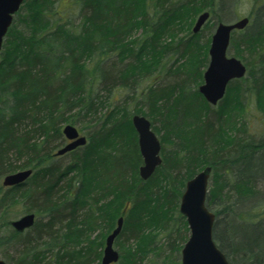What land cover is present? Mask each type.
<instances>
[{"label":"trees","instance_id":"trees-1","mask_svg":"<svg viewBox=\"0 0 264 264\" xmlns=\"http://www.w3.org/2000/svg\"><path fill=\"white\" fill-rule=\"evenodd\" d=\"M57 1L24 0L0 51V231H6L0 248H7L6 260L100 264L105 237L123 217L114 264H180L188 238L180 198L186 181L210 166L206 205L215 215L216 245L231 264H264V139L248 136L244 121L235 120L246 79L264 116V4L254 28L231 40L237 57L258 55L263 68L231 81L212 106L198 91L210 37L190 31L203 11L220 22L216 8L227 0H71L81 11L78 20L58 11ZM191 56L193 64L186 62ZM167 58L174 64L168 67ZM155 71L169 80L140 89ZM133 113L148 117L161 143L162 162L146 180L138 173ZM65 124L91 130L84 146L67 152L72 160L58 166L53 156L66 143ZM28 168L33 172L24 183L1 184L6 174ZM15 205L35 214L32 239L11 227Z\"/></svg>","mask_w":264,"mask_h":264},{"label":"water","instance_id":"water-1","mask_svg":"<svg viewBox=\"0 0 264 264\" xmlns=\"http://www.w3.org/2000/svg\"><path fill=\"white\" fill-rule=\"evenodd\" d=\"M24 0H0V51L5 34L10 27L14 14ZM209 11L201 12L192 27V33H197L209 20ZM249 19L242 17L233 23L219 22L216 24L208 49L209 61L203 73V83L198 90L210 105H216L224 96L230 80L241 78L246 67L241 60L227 55V48L232 30L243 29ZM132 125L137 133V144L142 164L138 168L139 177L148 179L161 164V143L151 128L150 121L143 115L133 114ZM62 133L68 141L61 146L55 155H62L79 146H84L87 139L80 135L79 130L71 124L62 127ZM211 167L206 166L186 181L180 198L179 211L185 217L189 229V236L180 251V264H231L224 253L218 248L213 239V225L215 215L206 205L208 181ZM32 174V169L18 170L6 174L2 178V185L11 187L19 185ZM34 213H26L15 220H11L12 228L18 232L33 226ZM123 217H119L116 226L106 236L102 252L101 264L116 263L119 252L114 248V241L122 228ZM0 264H7L0 259Z\"/></svg>","mask_w":264,"mask_h":264},{"label":"rangeland","instance_id":"rangeland-1","mask_svg":"<svg viewBox=\"0 0 264 264\" xmlns=\"http://www.w3.org/2000/svg\"><path fill=\"white\" fill-rule=\"evenodd\" d=\"M172 1L174 2L175 0H172ZM263 4H264V0H227V3L225 4V6H223L222 8L221 7L216 8V13L221 17V21L220 22H225V23H232V22H235V21H237L238 19H240L242 17H249L250 18V22H249L248 26L243 28V32L244 31L249 32L250 30H252V28H254L253 27L254 26L253 25V20L259 14V12H260L259 8ZM56 8H57L58 11L64 12L65 15L67 14L69 16H72V18H74L76 20H78L79 13L81 12L79 7H78V5L74 4L71 0H58L57 3H56ZM259 19L263 20L264 16L260 15ZM217 23H218V21H217L216 16L211 14L210 19L202 26V28L198 32L199 39H206V37H210L211 38V35L214 32V29H215V26H216ZM17 25L19 27H21L19 22H18ZM193 25H194V23H193ZM193 25H192V27H193ZM192 27H191L190 33H192ZM241 31L242 30H238L237 32L233 31L231 33L230 45L228 47L227 54H228V56H235L236 58L241 60L243 63H244L245 60H247L248 64L250 65V68H248V70L246 69V72L244 74L245 75L244 77H247L249 75V72H252L254 70L257 71V70H260V69L263 68V66H262V58L260 56H258V55H250L246 51H242L241 52L245 60H243L240 57H237L235 55V51L232 48L231 40L233 38L237 39L238 37H240V35L242 33ZM182 34L184 35V33H182ZM182 34H180V35H182ZM112 59H114V58H112ZM260 61H261V63H260ZM186 62H190L189 64L195 63L196 62L195 61V56H191ZM186 62L184 64H188ZM167 63L169 64L168 67L171 66L170 64H174V58H167L166 59V64ZM206 66H207V64H206ZM205 68H204V70H205ZM167 76L168 75H166L164 72L155 71L153 74H151V76L146 77V78H144L141 81V84H140L139 88L142 89V88H144V87H146L147 85H150V84L160 85L162 83H166L169 80ZM242 84H243L244 88L246 89V91H245L246 95L244 96V100L245 101H244V104H243V108L241 106L239 108H237L235 120L236 121L240 120V122H241V120L244 121V124L247 126L246 129H247V135L248 136H251L255 140H262V139H264V116H263L262 112L256 106L255 96L252 93L253 92V90H252L253 87L248 83L247 79L244 80L242 82ZM140 93H141L140 91L137 92V94H140ZM125 96H126L125 93L123 95H120V97L118 98V103L123 102V100L125 99ZM127 99H129V98L127 97ZM131 100H133V99H131ZM138 101L139 100L132 101L130 103V106L133 107V109H134L135 103H137ZM143 110H146V107L143 108ZM132 112H133V110H132ZM133 114H139V115L145 116L144 114H141V113H133ZM146 118L148 119V117H146ZM155 121H156V119H155ZM161 124H162V122L160 120H157L155 125L158 126V127H161ZM75 126L80 131L81 135H84L87 138V131L91 130V128H89V126L85 127V128L80 127L79 125H75ZM159 129H160V131H159L160 134L164 133V130H162L161 128H159ZM157 137L159 138L158 135H157ZM65 142H66V140H64V143ZM162 145L164 146V148L166 150L171 149L170 141L168 139H165V141H163ZM160 155H161V153H160ZM73 156L74 155H72L70 153H64L62 155H55V156H53V163L55 165H58V166H64V165H66V163H68L69 161L72 160ZM213 176H214V173L212 171L211 174H210L209 182H208V189L213 184ZM1 181H2V179H1ZM246 207H248V204H245L242 208H239V209L243 210ZM13 209L14 210L10 214V220H15V219H17L20 216L25 214L24 212H22V207L20 205H15ZM45 219L43 218L44 221H45ZM40 220H42V219L40 218ZM30 229H31V227L26 229V230H24V231H28L29 232L28 233L29 238L32 239L33 234H35V233H34V230H32V229L30 230ZM97 232L99 233V231H97ZM0 234L5 235L6 231L5 230H1ZM185 235H186V237L189 236V229L187 230ZM114 248L118 252L120 251V247H118V245L115 244V241H114ZM7 253H8L7 248H4V247L0 248V259L4 260L7 264H10L6 260V258L3 256V255H6ZM164 253H165V255L169 254L167 249L165 251H161L157 255V257H155V260L156 261L157 260L160 261V259H162V256H163ZM11 254L12 253L10 252V255ZM92 264H95V263H92Z\"/></svg>","mask_w":264,"mask_h":264},{"label":"flooded vegetation","instance_id":"flooded-vegetation-1","mask_svg":"<svg viewBox=\"0 0 264 264\" xmlns=\"http://www.w3.org/2000/svg\"><path fill=\"white\" fill-rule=\"evenodd\" d=\"M236 79H239V78H235V79H233V80H236ZM233 80H232V81H233Z\"/></svg>","mask_w":264,"mask_h":264}]
</instances>
